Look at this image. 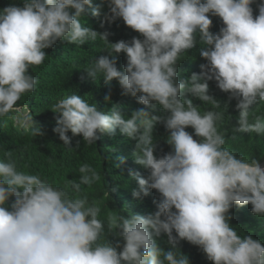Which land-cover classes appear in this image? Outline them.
<instances>
[{
  "label": "clouds",
  "instance_id": "1",
  "mask_svg": "<svg viewBox=\"0 0 264 264\" xmlns=\"http://www.w3.org/2000/svg\"><path fill=\"white\" fill-rule=\"evenodd\" d=\"M254 3L107 0L101 26L120 18L139 33L114 43L107 31L81 22L89 9L101 15L103 5L93 6V0H22V6L0 8V118L9 117L21 97L36 89L39 81L29 70L44 63L45 49L57 41L81 46L99 36L109 44L102 50L107 54L85 67L87 77H103L105 84L117 80L121 95L144 107L125 115L113 103L102 111L72 94L51 107L58 114L53 131L68 146L69 131L92 145L98 133L118 129L135 140V163L148 173L131 174L137 181L133 198L142 200L152 190L159 194L154 212L119 210L102 219L100 204L81 195L82 186L101 180L92 166L81 165L79 178L60 187L19 170L12 152H6L0 159V264H190L180 250L182 240L198 246L212 264H264V241L238 234L230 223V210L244 205L264 218V165L226 146L228 129L219 125L227 104L218 110L220 101L209 94V81L215 80L229 101H237L233 133L264 135V117L250 113L264 103V0L256 3V15ZM210 17L221 19L218 32L210 30ZM197 44L206 62L199 73L180 79L179 64ZM119 53L126 56L123 71L117 67ZM190 97L211 108L201 111ZM104 99L111 102L110 93ZM157 124L167 131L171 148L159 157ZM24 127L33 137L43 135L32 116ZM162 235L167 249L158 243Z\"/></svg>",
  "mask_w": 264,
  "mask_h": 264
},
{
  "label": "trees",
  "instance_id": "2",
  "mask_svg": "<svg viewBox=\"0 0 264 264\" xmlns=\"http://www.w3.org/2000/svg\"><path fill=\"white\" fill-rule=\"evenodd\" d=\"M262 0H256V3ZM22 6V0H0V8L10 4ZM256 3L252 5L254 15L258 13ZM103 5L101 15L93 16L91 10L82 18L84 26L103 33H109L108 40H130L133 36L139 37V33L127 27L123 20L118 18L112 23L105 21L103 27V12L107 11V0H93V6ZM87 7V6H86ZM213 26L210 29L218 32L222 27L219 17H210ZM109 47L108 42L99 36L96 41H89L84 45H75L67 41H57L56 44L45 49L47 56L44 63L35 66L29 71L37 77L39 83L36 89L21 97L9 117L0 118V159L5 158L6 152H12L21 171L30 174H38L42 179L63 187L64 181L79 178V167L83 164L92 166L101 175V180L91 187L82 186L81 195H87L89 202L97 201L101 207L100 217L103 219L109 212L123 210L125 215L129 213L147 215L155 211L154 200L159 194L152 190L147 197L137 200L132 196V190L137 187V181L131 175L139 173L147 176V170L135 163L133 156L135 140L122 135L119 130L114 134L98 133L99 139L95 144L84 143L82 136L69 135L70 144H63L59 135L53 131L56 126L55 113L51 107L66 96L77 94L89 103H95L99 110L108 111L113 103L121 106L125 115H130L132 109L142 108L144 105L137 103L131 95H121L118 81L113 79L110 84H105L103 77L93 81L87 77L85 67L101 55H106L103 49ZM200 45L189 50L186 59L179 64L180 79H187L193 72L201 71L200 65L206 61L199 55ZM117 55V67L123 71L126 63L124 53ZM83 77V79H82ZM111 95V102L105 101L106 94ZM209 94L221 103V109L227 104L224 121L219 125L220 130L228 129L226 146L240 157L245 159L259 158L264 162V135L256 133H233V125L237 123L238 111L235 108L236 100L229 101V94L222 92L215 80L209 81ZM194 104L201 105V111L211 108V105H202L195 97ZM250 113L264 117V103L253 105ZM20 109L28 111L34 124L40 126L43 135L33 137L20 122ZM152 111V110H150ZM153 114H159L153 112ZM19 120V121H18ZM18 121V122H17ZM190 133L193 129H186ZM167 131L162 124H157L154 129L155 155L158 157L171 150L165 142ZM233 135H235L233 137ZM79 141V147H77ZM230 223L238 234H250L253 238L264 241V218L255 216L251 212V205L233 207ZM175 234V233H174ZM112 239V237H109ZM159 245L167 249V237L162 235L157 238ZM180 250L187 255L190 264H212L198 246L187 241H180Z\"/></svg>",
  "mask_w": 264,
  "mask_h": 264
},
{
  "label": "rangeland",
  "instance_id": "3",
  "mask_svg": "<svg viewBox=\"0 0 264 264\" xmlns=\"http://www.w3.org/2000/svg\"><path fill=\"white\" fill-rule=\"evenodd\" d=\"M20 122H21V124L24 126V124L28 121V119H29V116H28V111H26V110H22V109H20ZM19 121V120H18ZM17 121V122H18ZM262 165H264V162L262 163Z\"/></svg>",
  "mask_w": 264,
  "mask_h": 264
}]
</instances>
